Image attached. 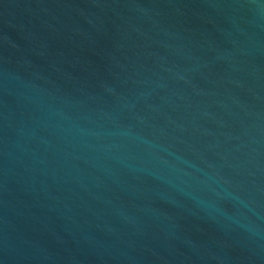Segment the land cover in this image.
I'll return each instance as SVG.
<instances>
[{"label": "water", "instance_id": "1", "mask_svg": "<svg viewBox=\"0 0 264 264\" xmlns=\"http://www.w3.org/2000/svg\"><path fill=\"white\" fill-rule=\"evenodd\" d=\"M0 264H264V0H0Z\"/></svg>", "mask_w": 264, "mask_h": 264}]
</instances>
